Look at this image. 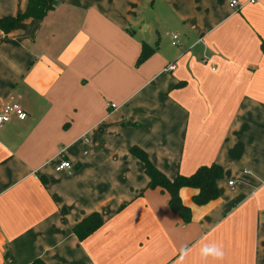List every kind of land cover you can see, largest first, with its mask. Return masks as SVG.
Returning <instances> with one entry per match:
<instances>
[{
  "label": "crops",
  "instance_id": "obj_1",
  "mask_svg": "<svg viewBox=\"0 0 264 264\" xmlns=\"http://www.w3.org/2000/svg\"><path fill=\"white\" fill-rule=\"evenodd\" d=\"M239 1L55 0L0 28V110L27 112L0 125V264H264V0ZM134 145L171 179L220 165L218 197L183 187L184 219Z\"/></svg>",
  "mask_w": 264,
  "mask_h": 264
},
{
  "label": "trees",
  "instance_id": "obj_2",
  "mask_svg": "<svg viewBox=\"0 0 264 264\" xmlns=\"http://www.w3.org/2000/svg\"><path fill=\"white\" fill-rule=\"evenodd\" d=\"M55 0H29L26 9L16 16H8L0 18V28L5 32L13 30L21 21L27 18L41 20L47 12L54 6ZM153 51L148 44H144L138 63L147 59ZM130 152L139 158L145 166L147 175L150 178L149 187H160L170 194V206L174 212L180 214L184 219L190 218V209L181 200L180 190L183 187H192L197 190L193 195L192 201L196 205H203L218 197L219 191L216 186L218 179L222 177V168L216 163L210 165L199 166L190 175L178 174L175 178L167 177L160 171L149 158L148 153L134 145L130 148ZM104 220L99 212H94L77 223L73 231L80 238L84 239L99 227L102 226ZM32 264H45L41 259H35Z\"/></svg>",
  "mask_w": 264,
  "mask_h": 264
},
{
  "label": "built area",
  "instance_id": "obj_3",
  "mask_svg": "<svg viewBox=\"0 0 264 264\" xmlns=\"http://www.w3.org/2000/svg\"><path fill=\"white\" fill-rule=\"evenodd\" d=\"M226 1H227L228 6H230L233 9H236V8L240 7V5H241L239 0H226ZM245 1L247 3H255L257 0H245ZM173 38H174L173 43L177 44L178 41H176V40L178 38V35L174 34ZM203 60H206V58H203ZM174 68H176V64L174 62L170 63L167 66V69H169V70H172ZM13 116L18 117L19 119H25L27 117V112L20 105H18L16 103L3 104V106L0 110V125L10 121ZM64 169L73 170L74 169L73 162H71L69 160H61L57 165V170H64ZM228 183H229V185L233 184L232 181H229Z\"/></svg>",
  "mask_w": 264,
  "mask_h": 264
},
{
  "label": "clouds",
  "instance_id": "obj_4",
  "mask_svg": "<svg viewBox=\"0 0 264 264\" xmlns=\"http://www.w3.org/2000/svg\"><path fill=\"white\" fill-rule=\"evenodd\" d=\"M200 255L204 259L212 257L216 260H222L224 258V251L221 245L205 244L200 249Z\"/></svg>",
  "mask_w": 264,
  "mask_h": 264
}]
</instances>
